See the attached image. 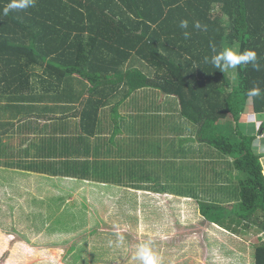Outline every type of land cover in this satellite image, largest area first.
Listing matches in <instances>:
<instances>
[{"label": "trees", "instance_id": "obj_1", "mask_svg": "<svg viewBox=\"0 0 264 264\" xmlns=\"http://www.w3.org/2000/svg\"><path fill=\"white\" fill-rule=\"evenodd\" d=\"M8 2L0 0V13ZM181 20L189 21L188 39L183 36L184 30L175 25ZM196 21L207 25V31L195 29ZM210 45L218 51L236 45L240 51L254 50L261 70H254L251 65L240 66L234 81L232 72L222 73L205 63V57L213 54ZM133 54L153 74L148 78L134 70L133 79L141 87L159 89L178 98L184 115L200 125L203 137L207 134L208 142L234 159L240 175V202L228 209L200 201L202 217L219 229H233V233L244 224L245 230L254 228L263 233L264 169L254 150L256 139L246 135L238 124L250 103L257 115L264 114V95L254 99L247 96L254 86L264 90V0H36L35 7L26 11L0 15L3 93L14 92L15 88V93L34 94L35 84L31 83L29 72L33 67H44L47 74L59 79L76 78L90 83L109 80L112 75L123 73ZM229 117L234 126L223 123ZM7 182L13 187L17 183L23 189L35 185L36 193H42V188L62 191L66 196H48L57 209L74 207L65 202L74 195L77 183H71L68 190L56 178L2 169L0 187ZM94 185L107 191L113 187ZM99 198L113 197L104 194ZM82 202L87 212H79L81 218L87 221L83 216L87 213L90 217L89 211L92 216L81 232L85 239L101 228L103 220L87 203L85 195ZM61 216L62 213L53 219V226L59 224ZM67 232L56 233L63 237L60 243L45 246L56 249L68 245L71 251L77 249L75 239ZM18 237L20 240L13 247L30 244ZM83 250L78 249L79 256ZM254 264H264V243L255 247Z\"/></svg>", "mask_w": 264, "mask_h": 264}, {"label": "crops", "instance_id": "obj_2", "mask_svg": "<svg viewBox=\"0 0 264 264\" xmlns=\"http://www.w3.org/2000/svg\"><path fill=\"white\" fill-rule=\"evenodd\" d=\"M126 67L97 83L33 67L35 96L15 88L0 92V169L191 201L198 210L200 201L235 208L240 175L234 159L203 137L178 98L133 79L134 70L153 75L136 54ZM249 113L238 128L256 139L264 169V114ZM230 118L223 122L228 127Z\"/></svg>", "mask_w": 264, "mask_h": 264}, {"label": "rangeland", "instance_id": "obj_3", "mask_svg": "<svg viewBox=\"0 0 264 264\" xmlns=\"http://www.w3.org/2000/svg\"><path fill=\"white\" fill-rule=\"evenodd\" d=\"M232 49L240 51L239 45ZM78 91L74 89L75 93ZM249 105L245 113L255 115ZM230 119L233 122L232 117ZM59 180L68 190L71 183H77L74 195L65 202L73 208L57 209L48 195L66 196L59 190L42 188V193H36L35 185L23 189L17 183L13 187L8 182L0 187V264H141L134 256L142 243L150 244L159 257V264H254L255 247L264 243V232L254 228L245 230V224L234 226L238 232L233 233V229L222 230L207 222L195 202H171L168 197L137 194L124 188L111 187L112 190L107 191L100 190L95 183ZM22 193L25 196L19 198ZM104 194L113 198L101 200L99 196ZM83 195L103 220L101 228L85 239L81 232L88 227L92 216L90 211V217L86 213L83 216L86 221L79 214L86 211ZM61 213L62 220L53 226V219ZM63 230L75 239L73 243L78 248L73 251L68 245L47 248L45 245L62 241L63 237L56 233ZM19 235L30 244L13 247L14 242L20 240ZM118 236L123 240L116 246ZM109 240L114 242L111 247ZM82 248L79 256L77 251Z\"/></svg>", "mask_w": 264, "mask_h": 264}, {"label": "clouds", "instance_id": "obj_4", "mask_svg": "<svg viewBox=\"0 0 264 264\" xmlns=\"http://www.w3.org/2000/svg\"><path fill=\"white\" fill-rule=\"evenodd\" d=\"M36 0H9L5 7H3L0 15L7 16L10 12H23L30 8L35 7ZM193 27L200 31H207V25L201 24L199 21L194 22ZM179 28L183 31L185 39L190 38L191 33L187 31L189 28L188 20H181L179 22ZM212 49L211 57H205V63H210L214 68L218 69L222 73L231 71L233 73V80H235V74L240 66L251 65V67L260 71L262 65L259 62L257 53L251 49H245L243 51H234L232 48H224L217 50L215 45H210ZM264 95V90L259 86H254L248 90L247 96L249 99L258 98ZM123 240L122 236L117 237L116 246H119V242ZM113 241L109 240V247L113 246ZM134 259L141 262V264H159V257L156 256L150 244L142 243L138 245L135 252Z\"/></svg>", "mask_w": 264, "mask_h": 264}]
</instances>
